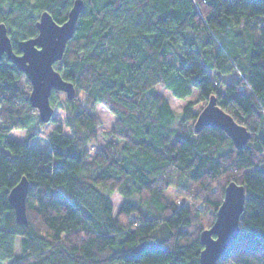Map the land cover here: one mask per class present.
I'll return each mask as SVG.
<instances>
[{
	"label": "trees",
	"instance_id": "16d2710c",
	"mask_svg": "<svg viewBox=\"0 0 264 264\" xmlns=\"http://www.w3.org/2000/svg\"><path fill=\"white\" fill-rule=\"evenodd\" d=\"M73 2L0 0L14 51L37 35L44 10L62 22ZM61 68L76 95L43 149L30 143L34 119L45 124L32 84L0 60V264H199L200 234L232 181L246 191L241 229L216 264H264V0H84ZM157 85L199 95L177 117ZM213 95L250 131L243 147L222 129L195 131ZM98 104L115 122L94 149ZM15 129H26L24 141ZM24 176L27 224L8 200ZM148 240L158 246L133 251Z\"/></svg>",
	"mask_w": 264,
	"mask_h": 264
},
{
	"label": "water",
	"instance_id": "95a60500",
	"mask_svg": "<svg viewBox=\"0 0 264 264\" xmlns=\"http://www.w3.org/2000/svg\"><path fill=\"white\" fill-rule=\"evenodd\" d=\"M83 7L84 0H74L66 19L62 22L56 21L49 11L44 10L36 22L37 35L18 42L20 53L13 49L6 24H0V60L6 55L30 80L32 90L29 101L38 110L39 118L44 123L54 116L55 108L50 98L53 90L64 92L69 100L76 95L74 83L63 77L55 63L62 60ZM205 126L224 130L237 148L243 147L251 138V133L245 126L237 123L229 113L217 105L214 95L202 108L194 124L196 132ZM28 189L29 181L24 176L8 193L16 221L21 224L28 223ZM245 200L244 185L234 181L228 183L214 223L200 234L203 249L199 255V264H216L222 253L239 236ZM157 246L155 241H143L136 245L133 251L139 252Z\"/></svg>",
	"mask_w": 264,
	"mask_h": 264
},
{
	"label": "rangeland",
	"instance_id": "374dc122",
	"mask_svg": "<svg viewBox=\"0 0 264 264\" xmlns=\"http://www.w3.org/2000/svg\"><path fill=\"white\" fill-rule=\"evenodd\" d=\"M55 67L62 73L61 61L55 63ZM155 91L164 95L168 101L170 102L172 108L175 110L177 117L181 116V111L188 100H195L199 95L198 88H193V93L188 97V99H179L174 97L172 92L162 85H157ZM57 95V103L55 107V112L53 118H56V121H61L65 125V117L67 115V105H66V94L62 91H58ZM202 105V103L196 104V110ZM96 113L99 115L101 120V125L99 127V137L98 141L94 144V149L102 146L106 141L107 137L105 135L114 125L115 116L104 106L98 104L96 106ZM52 118V119H53ZM41 125L39 120H35L31 123V127L36 130V135L30 139V143L39 148L49 149L50 141L49 136L52 133L53 129L56 127L57 123L53 120ZM44 123V122H43ZM65 130L69 131L67 127ZM70 132V131H69ZM10 136L18 141H24L26 138V129H15L11 131ZM168 197L172 200H180L181 197H178L176 191L174 189H169L166 191ZM111 200L114 204L115 210L120 206L123 199L119 193H115L112 195ZM189 204V201H185Z\"/></svg>",
	"mask_w": 264,
	"mask_h": 264
}]
</instances>
